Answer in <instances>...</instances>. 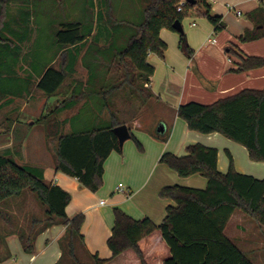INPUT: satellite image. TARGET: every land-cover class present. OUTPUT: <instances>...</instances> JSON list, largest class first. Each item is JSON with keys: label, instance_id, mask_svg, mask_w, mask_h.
Listing matches in <instances>:
<instances>
[{"label": "trees", "instance_id": "obj_1", "mask_svg": "<svg viewBox=\"0 0 264 264\" xmlns=\"http://www.w3.org/2000/svg\"><path fill=\"white\" fill-rule=\"evenodd\" d=\"M184 1L124 0L123 8L120 9L116 7V0H107L104 14L112 38L106 49H99L102 52V64L96 68L88 65V50L83 54L95 24L93 17L88 19V10L83 19L62 23L53 32L54 51L48 62L40 64L36 55V58L33 57L31 70L39 78L35 85L31 81L34 77L29 80L27 76L23 80L22 77H16L14 71L21 55L19 44L29 41L21 21L23 17L28 20L30 13L22 8L19 21L14 22L24 28V34L21 36L18 32L14 33L11 22L2 21L3 13L7 17V1L0 0V108L12 102L13 98H22L23 83H28L31 90L35 87L48 97L57 95L76 71L80 59L88 71L99 73L101 66L102 71L108 73L106 80L104 77H96V84L101 85L99 90L88 92L87 82L78 92L85 99L97 96L103 100L101 111L107 110L110 116L106 123L88 128V122H77L76 116L72 118L71 131L66 133V123L58 120L57 115L73 108L75 103L72 100L65 101L37 121L44 125L48 141L55 144L57 172L77 179L82 187L94 193L101 190L105 182L106 161L113 151L122 150L113 130L123 125L128 126L130 139L143 151L142 143L132 133L131 124L138 118L143 107L152 100H158L146 85L156 71L149 62V56L156 54L163 59L167 50L166 43L160 37L161 31L168 29L177 32L174 24L177 21L183 22L194 9L201 10L217 32L227 28L223 17L212 13L208 0H196L195 5L185 3L182 6ZM247 16L261 28L246 32L241 41L264 38V5ZM7 33L17 40V44L14 45L15 42ZM179 35V49L188 59H192L194 50L186 34ZM16 48L17 52L12 53ZM60 54L66 56L67 66L62 69L53 64ZM10 58L13 62H10ZM262 67L263 58L250 57L244 59L233 72L242 73ZM106 81L109 82L104 85ZM80 112L83 113L82 110ZM177 114L186 122L190 131L205 135L221 134L245 147L252 161L264 163V90H244L211 105L190 102L181 105ZM229 158L230 168L227 173H222L218 167L216 148L193 144L187 147L186 156L164 154L161 164L182 178L194 175L206 178L207 188L194 189L179 185L163 188L160 197L175 204L168 206L166 216L159 225L149 218L136 220L120 208H114V226L108 240L113 258L133 250L141 264H147L140 242L160 232L171 251V256L164 264H253L251 258L228 238L226 228L236 212L244 213L264 228V179L238 173L230 154ZM26 193H31L44 209L42 219L34 217L13 232L18 235L26 253H35L38 237L48 228L63 225L67 230L60 243L62 257L57 264H108L109 260L98 256L91 255L89 261L84 260L79 252L78 248L84 245L81 228L85 216L80 214L73 219L68 217L66 209L72 200L71 194L46 181L40 172L18 164L10 153H0V208Z\"/></svg>", "mask_w": 264, "mask_h": 264}, {"label": "crops", "instance_id": "obj_2", "mask_svg": "<svg viewBox=\"0 0 264 264\" xmlns=\"http://www.w3.org/2000/svg\"><path fill=\"white\" fill-rule=\"evenodd\" d=\"M106 1L88 0V9L82 4L80 6L81 11L88 10V19L93 17L95 22L93 33L86 42L88 47L85 46L83 52L84 54L88 50V65L91 68L102 64V52L99 49H106L112 38L104 14ZM39 2L50 9L48 12L43 11L45 15L53 13L52 18H48V31L45 29L44 32L51 36L54 43L53 32L64 22L76 21L73 17L78 7L75 8L73 0H50L49 4L48 0ZM208 2L212 13L222 16L227 28L217 32L201 10H192L182 22V25L186 23V26L183 25L184 33L194 50L192 59H188L179 49L178 32L168 29L161 31L160 37L166 43L167 50L163 59L156 54L149 56V62L156 71L146 85L158 100L150 101L143 107L138 118L131 124L132 133L142 143L143 151L131 139L124 143L121 151H113L105 164L104 187L98 192L94 193L82 187L77 179L56 171L55 144L48 141L44 125L37 121L52 113L65 101L72 100L74 107L57 115L58 120L66 123V133L71 131V121L76 116L77 122H88V128L106 123L110 116L107 110L101 111L103 100L97 96H88L85 99L78 92L87 82L88 92L99 90L101 85L96 84V77H104L106 80L107 71H102L101 66L99 73L77 71L76 68L59 93L51 97L38 90L35 93V87L31 90L28 83H23L24 94L20 107H14L15 102L12 101L0 108V112L6 109L3 121L5 143L0 148L1 153H10L18 164L40 172L46 181L71 194L72 200L66 212L70 219L80 214L85 216L81 228V235L84 237L81 250L87 260L92 255L109 260L108 264H141L133 250L113 258L108 246L115 220L113 209L120 208L136 220L149 218L159 225L166 216L168 206L175 204L160 197L163 188L175 185L194 189L207 188L206 178L200 175L182 178L161 164V157L166 153L183 157L187 155L188 146L202 144L218 150V167L222 173H227L230 168V154L238 173L264 179V163L252 161L245 147L218 133L205 135L190 131L186 122L177 114L181 105L190 102L211 105L244 90H264V67L242 73L233 72L244 59H264V38L250 42L241 41L246 32L261 28L247 15L262 7L264 0ZM29 3L32 4V0ZM115 4L121 9L124 0H116ZM80 61L81 59L78 64ZM57 63L58 69L66 67V56L60 54L53 62L54 65ZM27 76L29 80L34 77L31 81L35 85L39 81L35 71H26ZM120 184L124 185L125 192L118 191ZM43 216L44 209L31 193L13 199L7 206L0 208V264L59 262L62 257L60 243L67 230L65 226L55 225L43 232L36 241V251L33 254L23 250L18 235L13 233L30 219H42ZM248 220L252 221L244 213L236 212L226 228V235L251 258L253 264H264V228L253 221L257 228L252 227ZM140 248L147 264H164L171 256L160 232L142 240Z\"/></svg>", "mask_w": 264, "mask_h": 264}, {"label": "rangeland", "instance_id": "obj_3", "mask_svg": "<svg viewBox=\"0 0 264 264\" xmlns=\"http://www.w3.org/2000/svg\"><path fill=\"white\" fill-rule=\"evenodd\" d=\"M6 1H7V17H6V13H3L2 21L9 20L11 22L10 24H11L12 32H14V33L18 32L19 35H21V36L24 34V30H23L24 28L27 31V37H28L29 41H25L24 43L22 42L21 44H19V46H21V55L18 57L17 64L15 65V68H14V71L16 73L15 76L18 78H21V77L24 78V77H26V71H32L31 70V64H32V60H33L34 55H36L37 62L40 64L47 63L48 60L53 56V51H54L53 39L51 38L50 35H46L45 34L46 32H44L45 29L48 31V25L50 23L48 18H49V16H50V18H52L53 13L51 12L50 14L48 13L47 15H45L43 11L48 12L50 9H47L46 6H43V5H45L43 3H42L43 5L42 4L40 5L39 0L38 1L32 0V4L26 3L23 0H6ZM33 1H37V2H33ZM73 1H74L75 8L78 7L76 14L74 15L73 18L76 20L83 19V17H85V15H86V12H85V10L81 11L80 6L82 4L83 7L86 6L88 9V6H87L88 0H73ZM49 3H50V0H48L47 4H49ZM28 5H29V7H28ZM24 7H28V8H24ZM48 7L50 8V5ZM21 8L29 11V13H30L29 14L30 17L28 18V20L25 17L22 18L21 24L23 25L24 28L21 27L19 24H17V22H14V21H19V18L21 16L22 11H23V9H21ZM57 22H59V21H57ZM45 25H47V26H45ZM183 25L186 26V23H183ZM22 30H23V32H22ZM6 35L9 36L12 41L15 42L14 45L17 44V40H14L15 38H12V36H10L8 33ZM85 46L88 47V44H85ZM16 52H17V48L12 51V53H16ZM10 62H13L11 58H10ZM55 66H58V63H57V65L55 64ZM76 68H77V71H82V72L88 71L84 67V65L82 64L81 61L79 64H77ZM33 91H35V93L37 92L36 89H33ZM13 101L15 102L14 107H20L21 98H13ZM17 110H19V108ZM5 111H6V109H3L0 112V148L5 143L4 142V132H3L4 131L3 121H4V118L6 116ZM39 131H41V129H39ZM40 137L41 136H39L38 138H40ZM41 139H42V137H41ZM237 145H240V144H237ZM0 153H1V151H0ZM248 221L252 225V227L257 228L256 225L252 221H250V220H248ZM78 249L82 255L81 247ZM82 257L84 260H87V259H85V257L83 255H82Z\"/></svg>", "mask_w": 264, "mask_h": 264}, {"label": "water", "instance_id": "obj_4", "mask_svg": "<svg viewBox=\"0 0 264 264\" xmlns=\"http://www.w3.org/2000/svg\"><path fill=\"white\" fill-rule=\"evenodd\" d=\"M185 1H186V3H188L190 5L196 4V0H185ZM174 28L178 33H184V27L182 25V22L177 21L174 24ZM113 132L117 136L121 147H123L124 143L127 140H129L131 137L130 130H129L128 126H126V125L115 128L113 130Z\"/></svg>", "mask_w": 264, "mask_h": 264}, {"label": "built area", "instance_id": "obj_5", "mask_svg": "<svg viewBox=\"0 0 264 264\" xmlns=\"http://www.w3.org/2000/svg\"><path fill=\"white\" fill-rule=\"evenodd\" d=\"M185 3H186V1H184V2L182 3V6H183ZM181 9H182V8H180V11H181ZM213 42L215 43L216 41L213 40ZM118 191H120V192H125V187H124L123 184H120V185L118 186ZM101 204L103 205V204H104V201H102Z\"/></svg>", "mask_w": 264, "mask_h": 264}]
</instances>
